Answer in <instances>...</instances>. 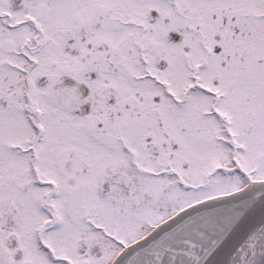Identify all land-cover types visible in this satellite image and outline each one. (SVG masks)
I'll return each mask as SVG.
<instances>
[{"label": "snow or ice", "instance_id": "obj_1", "mask_svg": "<svg viewBox=\"0 0 264 264\" xmlns=\"http://www.w3.org/2000/svg\"><path fill=\"white\" fill-rule=\"evenodd\" d=\"M0 264H264V0H0Z\"/></svg>", "mask_w": 264, "mask_h": 264}]
</instances>
